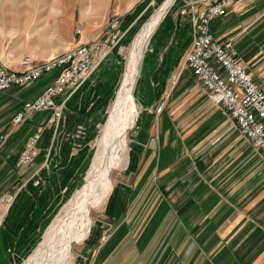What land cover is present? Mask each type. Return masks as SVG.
Returning a JSON list of instances; mask_svg holds the SVG:
<instances>
[{"label":"crops","instance_id":"crops-1","mask_svg":"<svg viewBox=\"0 0 264 264\" xmlns=\"http://www.w3.org/2000/svg\"><path fill=\"white\" fill-rule=\"evenodd\" d=\"M137 1L144 8L150 4L147 0H117L113 13L132 17L136 8L128 12ZM185 5L186 10L181 11ZM205 6L196 3L189 7L185 1L168 10L159 23L165 11L150 35L142 63V80L149 85L141 90L145 105L132 131L128 158L133 163L129 192L149 205L142 208L136 203L133 207V215L135 210L143 213L139 220L131 221L124 237L131 243L128 255L117 264H264V191H257L249 176L242 181L237 167L234 171L228 166L238 157L232 152L239 146L238 132L228 129V115L221 107L210 106L205 88L183 65L192 40L193 15L202 14ZM210 27L216 39L233 41L246 71L264 86V0H235ZM55 76L51 72L0 94V110L7 109L6 117L0 119V135H6L0 144V195L14 187L19 175L15 160L28 130L42 128L43 136L56 125L47 121L50 111L30 113L16 126L11 125V117L23 101L38 94ZM110 79L99 75L85 83L89 85L82 93L107 94L113 85ZM80 91L66 89L57 101L63 102L64 109L66 101L73 103ZM160 101L165 105L157 113ZM182 116H188V126L186 120L180 125L173 123ZM43 144V140L39 142V146ZM254 150L248 142L245 158ZM192 157L195 159L189 160ZM202 177L208 179L209 186L199 185ZM158 185L164 190H158ZM158 194L167 195L170 202L157 201L153 195ZM161 210L171 212L164 222L154 218ZM116 236L107 261L123 245L119 234Z\"/></svg>","mask_w":264,"mask_h":264},{"label":"rangeland","instance_id":"rangeland-1","mask_svg":"<svg viewBox=\"0 0 264 264\" xmlns=\"http://www.w3.org/2000/svg\"><path fill=\"white\" fill-rule=\"evenodd\" d=\"M116 1L0 0V65L16 70L21 68L20 60L26 56L42 60L66 50L77 42L90 41L95 38L104 40L111 33L110 19L112 16H118L116 15L118 13H113L117 5ZM147 1H150V4L147 3L145 8L139 1L132 6L128 12L136 8L132 17L118 16L120 20L118 38L114 40L115 42L108 43L110 49L104 59L78 87L79 91L84 87L87 88L89 83L85 84L86 82L106 74L113 83L109 93L90 95L89 92L85 95L84 90L83 93L81 90L80 94L75 96L73 103H68L69 100H67L58 123L41 137L40 142L43 140L44 144L39 146L41 152L39 156L29 165L16 167L19 175L13 183L14 187L11 188V191H15V200L0 224V264H21L36 246L61 206L83 181L94 155L96 141L101 135L102 125L120 88L130 45L143 25L160 9L159 6L167 2L164 3L165 0ZM185 1H189V7H191L196 3L206 5L210 0H174L167 7L159 23L168 10ZM186 8L185 5L180 10H186ZM195 17L197 16L193 15V19ZM80 30L81 33L78 32ZM150 39L147 47H144L133 87L138 114L145 105V99L140 97L141 90L148 89L149 85L142 80V63L148 52ZM102 95H104L103 98ZM208 102L211 107H217L210 101ZM21 105L22 103L19 107ZM6 110H0V119L6 117ZM42 112H35V114H42ZM227 117L231 123L228 129L237 130L239 137V146L235 152L232 151L237 152L238 157L228 166H231L234 171L237 167L236 170L242 177V181L249 176L253 185L257 187V191H264V157L258 150H254L245 158L248 141L235 127L232 119ZM182 118V120L173 119L172 121L175 125H180L186 120L185 126H188V116H182ZM135 124L136 121L127 134L128 158L132 152L130 143ZM37 128L28 130V135ZM222 150L230 151L226 147ZM193 159L195 158L192 157L189 160ZM237 160L238 162L235 163ZM132 165V159H130L124 170L113 173V188L103 208L91 212L93 218L91 234L82 244H75L73 247L74 264H117L121 262L120 258L128 255V245L131 243L125 241L124 237L128 234L131 221L139 220L143 213L135 210V215H133L134 206L136 203L142 208L149 205L142 198L138 202L139 198L129 192L132 186V179L129 178L133 172ZM183 170H185L184 166ZM199 171L201 172V169ZM201 174L204 173L201 172ZM202 178L199 185L209 186L208 179ZM158 190L161 191L164 188L158 185ZM222 195L224 198V192ZM153 196L157 198V201L160 200L159 202H170L167 200V195ZM261 204L264 205V200ZM169 217H171L169 210H161L156 212L154 218L164 222ZM117 234L123 245L115 252L111 260L107 261L108 249L115 243Z\"/></svg>","mask_w":264,"mask_h":264},{"label":"built area","instance_id":"built-area-1","mask_svg":"<svg viewBox=\"0 0 264 264\" xmlns=\"http://www.w3.org/2000/svg\"><path fill=\"white\" fill-rule=\"evenodd\" d=\"M235 0H210L205 11L193 19L192 40L184 54L183 65L205 88L208 101L221 107L234 122L246 140L264 157V86L256 82L246 71L231 39L218 40L211 31V22L227 13ZM111 33L104 40L92 39L77 42L66 50L35 60L26 56L20 60V69L0 65V92L14 85H24L45 74L56 76L34 97L23 101L11 117L13 126L21 124L34 112L50 111L49 123H58L63 114V102L57 97L66 89L78 88L104 59L110 46L120 33V20L112 16ZM81 33V30L78 31ZM165 102L155 107L159 113ZM42 128H37L26 138L15 167L33 163L40 154L39 142ZM4 135H0V144ZM15 191L0 195V224L15 200Z\"/></svg>","mask_w":264,"mask_h":264},{"label":"bare ground","instance_id":"bare-ground-1","mask_svg":"<svg viewBox=\"0 0 264 264\" xmlns=\"http://www.w3.org/2000/svg\"><path fill=\"white\" fill-rule=\"evenodd\" d=\"M171 1L153 14L131 43L120 88L102 125L86 175L21 264H74L73 247L82 244L92 231L91 212L103 208L113 188V173L127 166V134L138 115L134 83L144 47Z\"/></svg>","mask_w":264,"mask_h":264}]
</instances>
